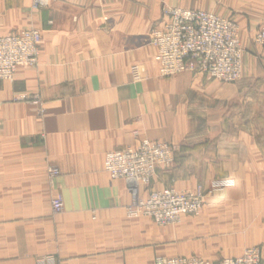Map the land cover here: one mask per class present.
I'll list each match as a JSON object with an SVG mask.
<instances>
[{
  "label": "crops",
  "instance_id": "obj_1",
  "mask_svg": "<svg viewBox=\"0 0 264 264\" xmlns=\"http://www.w3.org/2000/svg\"><path fill=\"white\" fill-rule=\"evenodd\" d=\"M170 6L237 23L244 48L237 82L197 70L158 75L149 35ZM261 26L264 0H0V35L41 33L37 65L0 81V264L43 257L47 264H147L190 254L216 261L264 246V49L253 41ZM133 64L145 66L143 81H132ZM143 138L175 148L152 189L209 188L214 178H231L224 190L235 197L208 196L199 219L183 215L174 226L128 217V184L110 178L103 159ZM49 165L59 170L51 180ZM55 197L60 213L51 209ZM213 201L241 216L235 242L246 247L235 255L215 256Z\"/></svg>",
  "mask_w": 264,
  "mask_h": 264
},
{
  "label": "built area",
  "instance_id": "obj_2",
  "mask_svg": "<svg viewBox=\"0 0 264 264\" xmlns=\"http://www.w3.org/2000/svg\"><path fill=\"white\" fill-rule=\"evenodd\" d=\"M162 14L163 23L152 28L149 35L159 76L197 70L224 83H235L242 77L244 48L234 20L214 11L178 6L164 7ZM40 41L41 33L33 27L0 35V81H12L17 67L36 66ZM253 41L264 49V27L254 34ZM130 73L132 81L136 82L147 77L142 64H133ZM18 100L40 103L36 95H21ZM174 155L172 144L147 138L140 139L135 146L105 153L104 171L110 178H121L128 184L131 194V202L126 207L128 217L147 216L158 225L175 223L183 215H198L206 196L233 184L232 179L222 178L213 180L209 188L198 186L178 191L167 186L151 189L156 172L169 170ZM46 172L50 180L59 175L58 168L52 165L47 166ZM51 209L53 213H60L63 209L61 199L52 198ZM37 264H47V259L40 258ZM147 264H264V246L247 247L237 256L216 261L195 254L157 255Z\"/></svg>",
  "mask_w": 264,
  "mask_h": 264
},
{
  "label": "rangeland",
  "instance_id": "obj_3",
  "mask_svg": "<svg viewBox=\"0 0 264 264\" xmlns=\"http://www.w3.org/2000/svg\"><path fill=\"white\" fill-rule=\"evenodd\" d=\"M261 27H264V26H261ZM261 27H259L255 31V33ZM216 179H222V178H214L213 180H216ZM229 179H231V178H229ZM232 181H233V179H232ZM198 186L205 187L202 184H199L196 187H198ZM231 186H233V184ZM150 188H151V184H150ZM226 188L227 187L222 188L221 190L220 189L215 190L212 193V195L216 194L215 198L235 197L234 193L231 192V190H224ZM212 195H210V196H212ZM206 197H208V196H206ZM206 197H205V199H206ZM215 202L216 201H213L212 205L209 206L211 211H213L212 214L214 215V221H215V225H216V229H215L214 232H217L215 234V236H213L211 238V241H212V243L214 245V249H216V251H217V254L215 256L219 257V256H223V255L224 256H226V255H235V254L239 253L243 248L246 247V246H244V247L238 248V244H236V242H235L241 237L240 236L241 230L239 228L240 224H242V221L240 220L241 216L238 213L235 212V206L234 205H226V206H218V205H216L215 206L214 205ZM204 203H205V201H204ZM203 209H204V207L202 206V209H201L200 213L198 215H196V216L186 215L184 217H188L189 219H192V220L193 219H199L203 215ZM225 209L227 210L226 213L225 212H222V213L219 212V210H225ZM144 217H146L148 219L149 224H154L155 226H158V227L174 226V225H177L182 219L181 218L179 221H177L175 223H170V224H165V225H158V224L154 223L152 221V219H150L149 217H147V216H144ZM219 229H220V231H219ZM220 232L224 233L225 235H223L222 237H219L218 233H220ZM201 239L206 240V238H201ZM205 244H206V242H205ZM253 246H255V245H253ZM221 252H222V254H221ZM215 256H213V257L215 258Z\"/></svg>",
  "mask_w": 264,
  "mask_h": 264
}]
</instances>
